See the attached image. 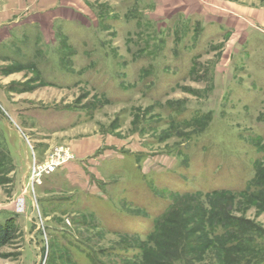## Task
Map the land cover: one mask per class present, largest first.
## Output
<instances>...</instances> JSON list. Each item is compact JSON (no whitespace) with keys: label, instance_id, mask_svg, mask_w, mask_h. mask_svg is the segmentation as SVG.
<instances>
[{"label":"rangeland","instance_id":"rangeland-1","mask_svg":"<svg viewBox=\"0 0 264 264\" xmlns=\"http://www.w3.org/2000/svg\"><path fill=\"white\" fill-rule=\"evenodd\" d=\"M179 213L264 256V0H0V264H158Z\"/></svg>","mask_w":264,"mask_h":264},{"label":"trees","instance_id":"trees-1","mask_svg":"<svg viewBox=\"0 0 264 264\" xmlns=\"http://www.w3.org/2000/svg\"><path fill=\"white\" fill-rule=\"evenodd\" d=\"M186 213V212H185ZM185 213H179V219L173 220L172 226H174V232L172 234V237H168V243L164 249H160L156 251L154 250V262L158 261V264H168L170 263L171 259H175L179 262V264H189L187 262L188 256L190 254H193V252H197V250L204 249L207 250L208 248H213L212 246V239L214 240H220L219 246H220V252L227 254L229 256L234 257V251L236 250V245L238 243L237 238L233 236L232 232L231 234H228L225 238H221L219 236L212 237V231L208 232L206 228L212 227V221L209 220V218L203 217V220L201 222V230H193L191 229L189 218H187L184 214ZM223 215V214H222ZM181 216V217H180ZM223 219H225V216H223ZM197 234H194V233ZM195 238V239H192ZM12 238V229L10 225L4 224L0 225V247L6 245ZM213 240V241H214ZM191 241H194L193 245L190 244ZM247 242V246H249V239L244 240ZM202 248H197L201 247ZM195 247V248H194ZM251 251V252H250ZM218 252V251H217ZM237 254H239L241 251L238 249L235 251ZM243 252H247L251 255L250 257H244L242 256L241 259H238L237 264H264V256L255 258L254 255H258L259 251H255L254 249L245 248ZM219 253V252H218ZM153 255V254H152ZM150 257V253H146L144 255L145 260L147 261ZM250 258L254 259L251 260Z\"/></svg>","mask_w":264,"mask_h":264},{"label":"built area","instance_id":"built-area-1","mask_svg":"<svg viewBox=\"0 0 264 264\" xmlns=\"http://www.w3.org/2000/svg\"><path fill=\"white\" fill-rule=\"evenodd\" d=\"M70 158L68 151L60 148L50 154L43 163L39 164L34 161L30 170L32 185H40L43 175L53 172L61 163Z\"/></svg>","mask_w":264,"mask_h":264}]
</instances>
